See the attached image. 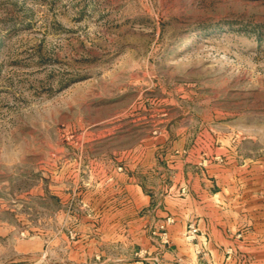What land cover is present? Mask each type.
Wrapping results in <instances>:
<instances>
[{
	"label": "rangeland",
	"instance_id": "rangeland-1",
	"mask_svg": "<svg viewBox=\"0 0 264 264\" xmlns=\"http://www.w3.org/2000/svg\"><path fill=\"white\" fill-rule=\"evenodd\" d=\"M99 254L264 264V0H0V263Z\"/></svg>",
	"mask_w": 264,
	"mask_h": 264
},
{
	"label": "crops",
	"instance_id": "crops-1",
	"mask_svg": "<svg viewBox=\"0 0 264 264\" xmlns=\"http://www.w3.org/2000/svg\"><path fill=\"white\" fill-rule=\"evenodd\" d=\"M182 228H183V223H177V224H175L172 228H171V230H173V232H175L176 234L178 233L179 234V232L182 230ZM95 243L96 244H100V243H97V241H95ZM102 243V242H101ZM91 244V241H89L88 239H86L84 242H82V243H80L79 244V249L80 250H84V255L85 256H87V253L85 252L86 250H89V249H91V247L89 246ZM181 244V245H180ZM178 243L177 245H176V247H177V249H182V248H184V249H186V250H188L189 249V247L186 245V244H183V243ZM182 246V247H181ZM100 248H101V246H99ZM94 249L96 250V251H98V249H97V247H96V245H94ZM120 254H117V256L118 257H116V258H112V260H110V261H107L104 257H103V255H101V254H99L98 255V257H99V259H97V260H94V263H90V264H139L135 259H133L132 257H123L122 255H121V257L119 256ZM168 256H169V254H167ZM166 255V256H167ZM168 258V260H163V262H165V264H172V261H170L171 260V258H169V257H167ZM187 260H186V262H189V264H196L195 263V261L193 260V259H191V258H186ZM86 261V260H85ZM84 261V262H85ZM0 264H4V263H0ZM161 264H163V263H161Z\"/></svg>",
	"mask_w": 264,
	"mask_h": 264
}]
</instances>
